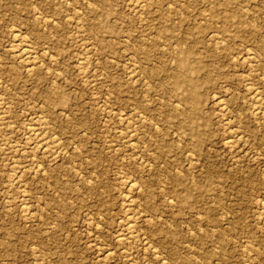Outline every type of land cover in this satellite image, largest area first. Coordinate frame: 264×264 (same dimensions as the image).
<instances>
[{"label":"rangeland","instance_id":"rangeland-1","mask_svg":"<svg viewBox=\"0 0 264 264\" xmlns=\"http://www.w3.org/2000/svg\"><path fill=\"white\" fill-rule=\"evenodd\" d=\"M130 1L0 0V264H264V0Z\"/></svg>","mask_w":264,"mask_h":264},{"label":"bare ground","instance_id":"bare-ground-1","mask_svg":"<svg viewBox=\"0 0 264 264\" xmlns=\"http://www.w3.org/2000/svg\"><path fill=\"white\" fill-rule=\"evenodd\" d=\"M220 1V0H219ZM132 4H131V6L133 5L134 7H141V3H140V1L139 0H131L130 1ZM222 2V1H221ZM227 1H225V3H226ZM69 3V2H68ZM129 3V2H128ZM213 3V2H212ZM142 4H145V3H142ZM207 5V4H206ZM227 5V4H226ZM33 6V5H32ZM132 6V7H133ZM143 6V5H142ZM55 7V6H54ZM61 8V7H60ZM130 8V7H129ZM245 8V7H244ZM161 14V13H160ZM80 15V14H79ZM140 15V14H139ZM36 16V15H35ZM40 16V15H39ZM154 16V15H153ZM227 16V15H226ZM44 17V16H43ZM49 17V16H48ZM140 17V16H139ZM143 17V16H142ZM66 18V17H65ZM70 18V17H69ZM78 20V19H77ZM54 23V22H53ZM223 24H225V23H223ZM139 25V24H138ZM145 27V26H144ZM143 27V28H144ZM78 28H79V26H78ZM175 33V32H174ZM15 34V33H14ZM212 35V34H211ZM17 35H15V37H16ZM21 36V35H20ZM25 36V35H24ZM213 36V35H212ZM79 37V36H78ZM22 38V37H21ZM145 39V38H144ZM160 40V39H159ZM156 41V40H155ZM222 41V40H221ZM19 42V41H18ZM160 42V41H159ZM209 42V41H208ZM15 43H17V42H15ZM27 43V42H26ZM158 43V42H157ZM143 46V45H142ZM141 46V47H142ZM16 47H18V45L16 46ZM86 47V46H85ZM84 48V47H83ZM90 48V47H89ZM88 49V48H87ZM31 50V49H30ZM41 51V50H40ZM94 51V50H93ZM19 53H21V55H22V57L24 58V61H26L27 63H29V62H31L32 61V55H31V52L29 51V49H28V47L26 48V47H24V46H22V45H20V49H19ZM36 55V54H35ZM33 56H34V54H33ZM253 56V55H252ZM130 57V56H129ZM243 57V56H242ZM222 58V57H221ZM87 59V58H86ZM233 59H234V57H233ZM88 60H89V58H88ZM20 61V60H19ZM85 61V60H84ZM42 63V62H41ZM229 63V62H228ZM137 64V63H136ZM86 66H87V64H85ZM135 65V64H134ZM140 67V66H139ZM35 68V67H34ZM33 68V69H34ZM78 68V67H77ZM134 68V67H133ZM31 71H32V68H29ZM131 69H132V66H131ZM29 70V71H30ZM82 70V69H81ZM84 70V69H83ZM130 70V69H129ZM135 70H136V68H135ZM134 70V71H135ZM56 72V71H55ZM89 73V72H88ZM129 73V72H128ZM133 73V72H132ZM135 73V72H134ZM133 73V74H134ZM150 73V72H149ZM151 73H153V72H151ZM84 75V74H83ZM91 77V76H90ZM101 77V76H100ZM132 77V76H131ZM98 78V77H97ZM208 78V77H207ZM175 79H177V78H175ZM262 79V78H261ZM138 81V80H137ZM174 81V80H173ZM145 82V81H144ZM176 83V82H175ZM174 83V84H175ZM3 84H5V83H3ZM177 84V83H176ZM245 86V85H244ZM250 86V85H249ZM253 87H255V86H253ZM143 88V87H142ZM249 88V87H248ZM256 88H258V87H256ZM255 88V89H256ZM146 91V90H145ZM143 93V92H142ZM147 93V92H146ZM252 93H253V95H250V96H252L251 98H252V100H253V114H255V116H260V117H264V103H263V98H262V95H261V92H259V91H257V90H254V92L252 91ZM167 95V94H166ZM230 95V94H229ZM155 98V97H154ZM108 99V98H107ZM2 101V100H1ZM104 101V100H103ZM217 102V101H216ZM220 102V101H219ZM244 102V101H243ZM2 103V102H1ZM178 103V102H177ZM176 105V104H175ZM223 106V105H222ZM96 107V106H95ZM220 107V106H219ZM136 109V108H135ZM251 110V111H252ZM226 111V110H225ZM113 112H114V110H113ZM4 113V112H3ZM239 114V113H238ZM1 115V114H0ZM39 116V115H38ZM126 116V115H125ZM43 117V116H42ZM120 118V117H119ZM122 118V117H121ZM44 117L42 118V120L39 122V127L38 128H36V127H33L34 129H31L32 131H30V135L34 138V140H35V142H34V144L36 143L38 146L37 147H40V148H42V150L44 149L45 151H47V154L49 153V154H51V155H53V154H57V152L59 151V143L60 142H58L57 141V138H56V136H54L53 134H51V133H49L48 131H47V129H46V122H45V120L46 119H44ZM40 120V119H39ZM143 121V120H142ZM224 121H226V120H224ZM2 122V121H1ZM4 122V121H3ZM120 122V121H119ZM128 122V121H127ZM230 122V121H229ZM222 124V123H221ZM238 125V124H237ZM7 127H8V125H7ZM31 127V126H30ZM157 128V127H156ZM230 129V128H229ZM235 129V128H234ZM140 130V129H139ZM243 130V129H242ZM121 131V130H120ZM123 131V130H122ZM233 131V130H232ZM31 132H32V134H31ZM230 132V131H229ZM123 133H125V132H123ZM136 133V132H135ZM233 133V135L232 136H230L229 138H231V139H229L228 140V143L231 145L232 144V146H233V144H235V142H240V140H241V137L243 136H240L239 137V133L238 132H236V131H234V132H232ZM238 133V134H237ZM131 134V133H130ZM141 135V134H140ZM146 135V134H145ZM149 135V134H148ZM241 135V134H240ZM131 136H133V135H131ZM31 137V138H32ZM32 138V139H33ZM28 139V138H27ZM26 139V140H27ZM31 139V140H32ZM236 139V140H235ZM242 141V140H241ZM132 142V141H131ZM112 143V142H111ZM130 143V142H129ZM12 144V143H11ZM15 144V143H14ZM237 145H239V143L237 144ZM242 145H243V143H242ZM144 146V145H143ZM6 147V146H5ZM36 147V146H35ZM243 147V146H242ZM17 148V147H16ZM135 149V148H134ZM41 150V151H42ZM43 150V151H44ZM62 150V149H61ZM23 151V150H22ZM258 151V150H257ZM189 152V151H188ZM191 153V152H190ZM243 155V154H242ZM138 156V155H137ZM12 157V156H11ZM234 157V156H233ZM28 158V157H27ZM236 158V157H235ZM51 159V158H50ZM50 161V160H49ZM194 161V160H193ZM69 165V164H68ZM143 165V164H142ZM31 166H33V165H31ZM39 168V167H38ZM37 168V169H38ZM150 168V167H149ZM75 169V168H74ZM34 170V169H33ZM12 172V171H11ZM34 173V172H33ZM44 173V172H43ZM182 173V172H181ZM14 174V173H13ZM11 179V178H10ZM170 180H171V178H169ZM125 180V179H124ZM123 180V181H124ZM178 180V179H177ZM180 180V179H179ZM119 181V180H118ZM137 183V182H136ZM172 183V182H171ZM180 183H181V181H180ZM182 184V183H181ZM77 186V185H76ZM127 187L129 188V190L131 191V190H134V186L131 184V183H127ZM138 189V188H137ZM176 190V189H175ZM183 190V189H182ZM186 190V189H185ZM138 191V190H137ZM177 191H178V189H177ZM24 193V192H23ZM175 195V194H174ZM127 196V195H126ZM177 196V195H176ZM130 198H131V196H130ZM133 199V198H132ZM132 199H128V206H129V209L127 210V221H126V224H127V232H128V237L126 238V237H119V238H121V240L120 241H125V240H128V244H129V241H130V243L132 242V241H136V240H138V234L139 233H137V235H134V234H136V233H134V231H133V229H134V225L136 224V213L133 211V209H132V207L134 206L133 205V200ZM177 199H179V198H177ZM180 200V199H179ZM126 202V201H125ZM171 202V201H170ZM169 202V203H170ZM261 204H263V203H261ZM140 205V204H139ZM28 206V205H27ZM126 209H127V206H126ZM26 212H27V210L26 209H24ZM260 210V209H259ZM138 215V214H137ZM263 215V220H264V214H262ZM100 217V216H99ZM138 218V217H137ZM150 218V217H149ZM138 220V219H137ZM139 223V222H138ZM137 225V224H136ZM139 225V224H138ZM227 225V224H226ZM259 225V224H258ZM210 227V226H209ZM204 228H205V226H204ZM126 229V228H125ZM137 230V229H136ZM208 230V229H207ZM209 230H211L210 228H209ZM208 230V231H209ZM122 232V231H121ZM126 232V233H127ZM138 232V231H137ZM205 232V231H204ZM170 232H168V234H169ZM201 233V232H200ZM203 233V232H202ZM211 233V232H210ZM171 234V233H170ZM173 234V233H172ZM125 235V234H124ZM212 235V234H211ZM200 236H202V235H200ZM207 236V235H206ZM217 235H215V237H216ZM172 237V236H171ZM170 237V238H171ZM198 237V236H197ZM210 237V236H209ZM223 237V236H222ZM220 238V237H219ZM202 239V238H201ZM139 241V240H138ZM222 241V240H221ZM225 241V240H224ZM223 241V242H224ZM91 242V241H90ZM215 242H218V241H215ZM186 243V242H185ZM139 244V243H138ZM222 243L220 242V245H221ZM121 245V244H120ZM217 245V244H216ZM98 246V245H97ZM144 246V245H143ZM222 246V245H221ZM145 247V246H144ZM226 248V247H225ZM198 249V248H197ZM201 249V248H200ZM221 249V248H220ZM219 249V250H220ZM218 250V251H219ZM198 251V250H197ZM204 251H206V250H204ZM248 251V250H247ZM113 253V252H112ZM155 253V252H154ZM172 253V252H171ZM197 253V252H196ZM199 253V252H198ZM197 253V254H198ZM192 254H193V252H192ZM107 256H109V255H107ZM159 256V255H158ZM195 256V255H194ZM200 256V255H199ZM99 257V256H98ZM145 257V256H144ZM174 257H176V256H174ZM190 257V256H189ZM211 257V256H210ZM109 258V257H108ZM181 258V257H180ZM183 258V257H182ZM185 258V257H184ZM203 258H205V257H203ZM172 259V258H171ZM175 259V258H174ZM186 259V258H185ZM190 259V258H189ZM189 259H187V260H189ZM123 260V259H122ZM162 260V259H161ZM196 260H197V258H196ZM262 260V259H261ZM180 261V260H179ZM182 261V260H181ZM201 261V260H200ZM171 263H172V261H170ZM178 262V261H177ZM184 262V261H183ZM195 262H197V261H195ZM129 263V262H128ZM174 263V262H173ZM198 263V262H197ZM209 263H210V259H209ZM208 263V264H209ZM260 264H262L261 262H259ZM182 264V263H181ZM188 264V263H187ZM211 264V263H210Z\"/></svg>","mask_w":264,"mask_h":264}]
</instances>
